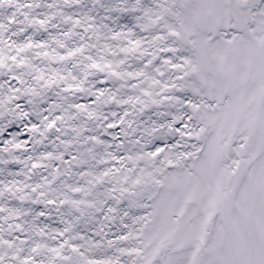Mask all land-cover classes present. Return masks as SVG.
<instances>
[{
  "label": "snow or ice",
  "instance_id": "1",
  "mask_svg": "<svg viewBox=\"0 0 264 264\" xmlns=\"http://www.w3.org/2000/svg\"><path fill=\"white\" fill-rule=\"evenodd\" d=\"M0 264H264V0H0Z\"/></svg>",
  "mask_w": 264,
  "mask_h": 264
}]
</instances>
